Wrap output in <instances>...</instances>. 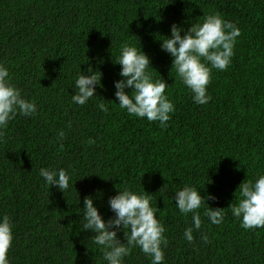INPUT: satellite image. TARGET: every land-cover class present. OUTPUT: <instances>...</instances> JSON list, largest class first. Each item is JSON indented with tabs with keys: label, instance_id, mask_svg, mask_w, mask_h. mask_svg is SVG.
<instances>
[{
	"label": "trees",
	"instance_id": "16d2710c",
	"mask_svg": "<svg viewBox=\"0 0 264 264\" xmlns=\"http://www.w3.org/2000/svg\"><path fill=\"white\" fill-rule=\"evenodd\" d=\"M215 12L241 35L228 69L212 71L211 100L198 105L159 39L173 23L187 29ZM125 43L141 46L154 77L170 85L175 112L166 128L116 104L121 66L114 63ZM0 62L38 107L0 136V215L15 225L10 264H106L80 227L83 199L94 197L107 220L109 197L124 187L153 194L166 228L165 264H264V228L244 229L228 207L239 202L244 180L264 174V0H0ZM79 67L102 73L83 106L71 100ZM41 167L68 169L73 187H49ZM184 184L214 195L206 203L225 212L214 225L199 209L202 226L191 243L183 235L191 213L170 199ZM118 237L124 241L122 231ZM125 264L151 258L134 248Z\"/></svg>",
	"mask_w": 264,
	"mask_h": 264
},
{
	"label": "clouds",
	"instance_id": "9594fccd",
	"mask_svg": "<svg viewBox=\"0 0 264 264\" xmlns=\"http://www.w3.org/2000/svg\"><path fill=\"white\" fill-rule=\"evenodd\" d=\"M240 35L241 30L235 23L215 12L205 15L200 22L190 23L187 29L182 24L173 23L170 35L159 39L161 50L172 57L171 67H174L180 82L191 92L194 103L203 105L211 100L208 85L212 80V71L228 69ZM114 64L121 66V78L113 82L114 95L118 100L116 104L120 109L137 118L159 121L160 126L166 128L171 114L175 112V104L166 94V89L170 87L167 81L160 75L154 77L151 58L141 46L125 43ZM101 77L102 73L92 67L87 69V73L79 67L74 82L75 94L71 95L72 102L83 106L95 97ZM100 108L104 112L108 111L105 104H101ZM37 111L36 102L23 95L22 89L13 83L8 67L0 62V136H3L9 121L18 114L31 117ZM64 137V131H60L58 139L63 140ZM39 176L49 187L54 185L63 193L73 187L70 184L72 174L65 168L41 167ZM238 188L239 202L228 206L232 215L241 221V226L246 230L264 228V174L258 173L254 180H244ZM198 189L195 185L184 184L170 197L181 214L187 217L191 213L192 224L183 234L189 243L194 240V230L198 231L202 226L199 209L204 207V215L214 225L221 224L225 216L224 208L212 209L206 203L217 198L212 194L202 196ZM152 201L153 194L146 193L144 188L142 191H134L129 187L117 189L116 194L107 201L114 215L105 220L94 204V197H84L80 227L93 234L92 240L102 252L106 264H125V257L134 248H139L150 257L151 264H165L162 245L167 243L164 235L166 228L157 216L160 209L153 206ZM14 227L9 215H0V264H10L8 252L14 240ZM124 229L128 232L125 233ZM121 231L124 233L123 242L118 237ZM201 238L208 241L206 235Z\"/></svg>",
	"mask_w": 264,
	"mask_h": 264
}]
</instances>
